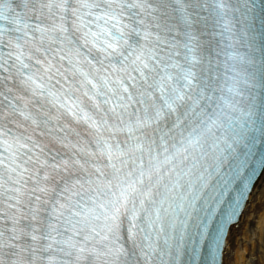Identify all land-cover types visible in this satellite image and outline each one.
I'll list each match as a JSON object with an SVG mask.
<instances>
[{
    "label": "snow or ice",
    "instance_id": "6c2138e0",
    "mask_svg": "<svg viewBox=\"0 0 264 264\" xmlns=\"http://www.w3.org/2000/svg\"><path fill=\"white\" fill-rule=\"evenodd\" d=\"M264 197V0H0V264H227Z\"/></svg>",
    "mask_w": 264,
    "mask_h": 264
},
{
    "label": "bare ground",
    "instance_id": "6f19581e",
    "mask_svg": "<svg viewBox=\"0 0 264 264\" xmlns=\"http://www.w3.org/2000/svg\"><path fill=\"white\" fill-rule=\"evenodd\" d=\"M229 235L227 264H264V197H253Z\"/></svg>",
    "mask_w": 264,
    "mask_h": 264
}]
</instances>
